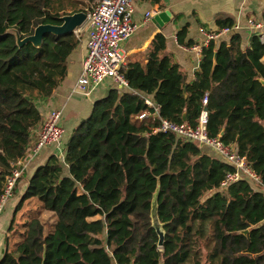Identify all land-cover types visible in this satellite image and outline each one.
I'll return each instance as SVG.
<instances>
[{"label":"trees","instance_id":"obj_1","mask_svg":"<svg viewBox=\"0 0 264 264\" xmlns=\"http://www.w3.org/2000/svg\"><path fill=\"white\" fill-rule=\"evenodd\" d=\"M86 1L96 0H0V196L11 163L27 155L43 122L39 103L66 79L81 43L75 33L45 34L39 48L19 47L13 31L24 39L40 25L60 26L63 16L86 12ZM216 23L234 24L229 17ZM188 29L177 38L190 48ZM123 74L129 91L114 88L98 100L64 157L53 155L34 172L9 228L18 232L16 214L32 203L25 230L12 249L7 242L0 264H264V194L247 180L223 189L230 165L155 132L160 119L196 127L208 108L209 136L234 146L264 183V42L254 36L245 50L239 34L211 42L188 83L159 34L147 63L129 62ZM158 182L162 248L151 222Z\"/></svg>","mask_w":264,"mask_h":264},{"label":"crops","instance_id":"obj_2","mask_svg":"<svg viewBox=\"0 0 264 264\" xmlns=\"http://www.w3.org/2000/svg\"><path fill=\"white\" fill-rule=\"evenodd\" d=\"M165 10L171 11L173 20L163 28L158 27L153 22V18L145 21L147 13L152 11L160 13ZM263 12L264 0H135L133 22L137 25V29L129 41L122 46L127 57L126 65L129 62L146 64L149 48L154 38L161 34L166 39L167 52L185 73L187 82L192 83L200 69L202 55L179 43L177 38L179 30L189 26L185 42H191L193 45L202 44L205 41V34L223 29L217 25V18L229 17L236 29L214 42L219 46L223 42H229L233 34H239L242 37V48L245 50L249 48L252 38L256 36L251 24L264 21ZM80 40L79 47L68 59L66 79L49 100L38 105L43 122L53 111L62 113L61 125L66 135L62 143L63 147L67 145L73 130L91 116L94 104L98 100L105 98L114 88L129 91V88H120L112 81H107L95 89L90 97H85L76 91V84L86 57V40ZM40 127L41 124L32 132L31 148L39 138ZM205 148L207 155L220 158L214 150ZM58 150L57 145L43 149L39 156L29 162L22 178L18 181L14 196L9 200L5 213L0 219V260L6 251L7 242L10 244L11 239L15 237L12 236L13 232H9V228L14 220L16 208L29 187L31 177L38 167L46 164L53 155H57ZM251 185L254 190L259 191L256 185L253 183Z\"/></svg>","mask_w":264,"mask_h":264},{"label":"built area","instance_id":"obj_3","mask_svg":"<svg viewBox=\"0 0 264 264\" xmlns=\"http://www.w3.org/2000/svg\"><path fill=\"white\" fill-rule=\"evenodd\" d=\"M135 12V0H100L91 10H86V32L88 42L86 44V57L82 66L80 77L76 84V91L85 97L107 81H112L120 88H128V81L123 74L126 68L127 57L122 50L124 43L135 34L137 25L133 22ZM158 12L152 11L146 14L145 21H150ZM261 42H264V21L252 23ZM236 27H225L218 32L205 34L202 44L190 47L193 51L202 55L209 44L223 36H227ZM146 105L153 108L155 114L159 113L157 106L150 98H146ZM208 94L203 98V104L207 105ZM147 114L139 118L144 119ZM62 113L51 112L49 118L40 127V134L35 145L29 149L27 155L16 162L11 163L12 171L7 176L3 194L0 196V219L5 213L9 200L14 196L18 181L22 178L30 161L34 160L41 151L52 145H57L58 156L64 157L65 147L62 146L65 130L61 125ZM208 113L202 112L196 127L181 125L166 119H160V126L155 132L173 133L177 138L206 146L214 150L218 156L233 168L229 173L222 188L227 189L231 184L241 180H247L259 188L264 194V183L256 173L247 165L245 158L239 156L234 146L225 145L219 138H212L207 132Z\"/></svg>","mask_w":264,"mask_h":264},{"label":"water","instance_id":"obj_4","mask_svg":"<svg viewBox=\"0 0 264 264\" xmlns=\"http://www.w3.org/2000/svg\"><path fill=\"white\" fill-rule=\"evenodd\" d=\"M62 25L53 26V25H40L38 26L32 36H28L22 39L18 31H13V34L16 37L17 44L19 47H23L26 44H33L35 47L39 48L42 45L43 37L45 34H53L55 36H66L71 33H77L86 23L87 15L85 12L75 13L70 16H63L61 18ZM173 20V14L169 10L162 11L156 14L153 17V22L160 28H163ZM217 65V55L214 56L213 70ZM261 83L264 84V80H261ZM208 113V108L204 110ZM224 132L221 133L223 135ZM159 190L160 183L157 184V191L153 196L152 205H151V222L152 227L155 229L156 233L159 236L158 246L163 247L165 240V231L163 224H161L158 216V199H159ZM247 233V232H244Z\"/></svg>","mask_w":264,"mask_h":264},{"label":"rangeland","instance_id":"obj_5","mask_svg":"<svg viewBox=\"0 0 264 264\" xmlns=\"http://www.w3.org/2000/svg\"><path fill=\"white\" fill-rule=\"evenodd\" d=\"M97 2H99L98 0H96L95 2H93V3H91V4H89L87 1H86V5H84L83 6V8L85 9V10H91V7L92 6H94V4L95 3H97ZM86 29H87V26H83L79 31H77V33H76V36L78 37V38H80V39H84V40H86L85 41V43L87 44V42H88V37H87V35H85L86 34ZM65 136L66 135H64V138H63V140H65ZM206 146H202V147H200L201 148V150L206 154V148H205ZM212 155V154H211ZM223 190V189H222ZM221 190V191H222ZM31 205H32V203H27V205L24 207V209H21L20 211H18V213L16 214V224H17V226L15 227V229H17V231L18 232H16L14 235H12V236H15V237H13V239H11V241H10V244H9V246H10V249H12L13 248V244H15V243H18L19 241H20V233H22L24 230H25V228H24V226H22L21 224H24L25 222H26V217H25V215L27 214V212H29V210H31ZM31 213V212H30ZM29 215V214H28ZM28 215H27V217H28Z\"/></svg>","mask_w":264,"mask_h":264}]
</instances>
